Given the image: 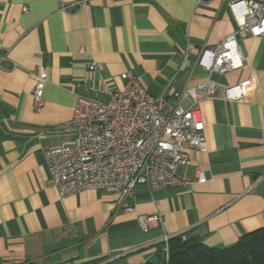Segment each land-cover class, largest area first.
<instances>
[{"label":"crops","instance_id":"crops-1","mask_svg":"<svg viewBox=\"0 0 264 264\" xmlns=\"http://www.w3.org/2000/svg\"><path fill=\"white\" fill-rule=\"evenodd\" d=\"M232 1L0 0V264H159L166 238L225 249L264 228V36L240 38L243 67L212 76L218 94L200 105L206 143L185 150V185L139 186L126 213L113 190L61 198L46 166L50 149L76 138L64 126L82 80L123 90L128 74L168 101L205 82L196 59L236 31ZM224 86L243 98L225 100ZM155 214L163 225L144 233L138 217Z\"/></svg>","mask_w":264,"mask_h":264},{"label":"built area","instance_id":"built-area-1","mask_svg":"<svg viewBox=\"0 0 264 264\" xmlns=\"http://www.w3.org/2000/svg\"><path fill=\"white\" fill-rule=\"evenodd\" d=\"M228 9L236 31L218 46L202 48L196 59V65L208 73L207 80L176 92L173 101L149 95L128 74L122 76L126 82L123 90L100 87L93 80L78 83L76 88L81 87L83 93H77L73 118L64 126L76 138L72 144L46 153V166L61 198L88 190H113L119 196L118 204L132 213L135 209L125 200L137 187L156 191L186 184L179 175L189 165L185 150H199L206 143V120L200 105L218 94L219 84L212 76L243 67L240 38L264 36V0H233ZM88 69L93 74L99 71L94 63ZM47 82L43 68L32 94L37 108L43 107ZM222 97L241 100L243 92L240 86H224ZM198 180H204L203 174ZM138 223L148 233L161 227L163 220L159 214L141 215ZM170 239L164 240L166 257Z\"/></svg>","mask_w":264,"mask_h":264},{"label":"trees","instance_id":"trees-1","mask_svg":"<svg viewBox=\"0 0 264 264\" xmlns=\"http://www.w3.org/2000/svg\"><path fill=\"white\" fill-rule=\"evenodd\" d=\"M167 245L168 262L164 261V245L159 264H264V228L245 235L236 245L225 249L208 247L191 236L171 238Z\"/></svg>","mask_w":264,"mask_h":264},{"label":"rangeland","instance_id":"rangeland-1","mask_svg":"<svg viewBox=\"0 0 264 264\" xmlns=\"http://www.w3.org/2000/svg\"><path fill=\"white\" fill-rule=\"evenodd\" d=\"M185 238H186V235H185V237H184L183 239H185ZM162 253H163V251H162ZM163 255H164V261H165V263H166V258L169 259V256L166 257V252H165V251H164ZM162 258H163V257H162Z\"/></svg>","mask_w":264,"mask_h":264}]
</instances>
